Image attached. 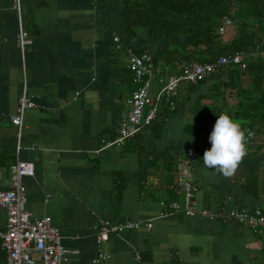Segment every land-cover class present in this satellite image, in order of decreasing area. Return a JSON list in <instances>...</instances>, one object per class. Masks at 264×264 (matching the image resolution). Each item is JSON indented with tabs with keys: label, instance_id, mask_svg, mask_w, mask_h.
<instances>
[{
	"label": "crops",
	"instance_id": "obj_1",
	"mask_svg": "<svg viewBox=\"0 0 264 264\" xmlns=\"http://www.w3.org/2000/svg\"><path fill=\"white\" fill-rule=\"evenodd\" d=\"M124 12V0H23L29 38L22 54L12 2L0 0V190L10 188L17 161L34 164V176L23 180L24 208L33 218H51L63 237L67 264H89L99 253L110 254L100 264H137L136 252L147 264H264V227L183 213L161 216V201L181 200L174 191L180 158L195 166L199 206L226 199L234 207L264 208L260 147L247 141V154L231 176L200 165L210 147L204 131L226 110L212 79L207 82L212 76L199 86L182 85L177 110L168 111L167 119L161 114L123 148L100 150L116 136L124 100L136 87L114 35L151 56L167 46L164 38L151 36L150 27L129 34ZM236 33L237 27L229 26L222 40L228 43ZM184 65L158 61L151 92L159 89V77ZM23 90L36 107L25 111L19 137L7 117L17 112ZM244 166L259 167V198L242 188ZM6 219L0 208V229ZM99 219L153 225L111 234L98 244ZM6 257L0 250V264Z\"/></svg>",
	"mask_w": 264,
	"mask_h": 264
},
{
	"label": "built area",
	"instance_id": "obj_2",
	"mask_svg": "<svg viewBox=\"0 0 264 264\" xmlns=\"http://www.w3.org/2000/svg\"><path fill=\"white\" fill-rule=\"evenodd\" d=\"M11 2L18 22L17 45L24 54L29 32L24 25L23 0H11ZM229 26H232V20L230 17H225L219 31L223 34ZM113 40L118 50L126 52L136 87L124 100L125 108L120 116L116 136L100 150L123 148L161 114L168 111L175 112L182 85L199 86L224 67L237 66L245 70L250 56L264 57V49H262L251 54L237 51L228 56H221L213 62H191L184 65L178 73L167 78L159 77L160 87L153 93L151 92V81L156 73V65L149 52L126 45L118 35H114ZM25 91H22L17 112L7 117L17 128L19 137L23 128L25 111L36 107V103ZM3 119L4 116L0 114V122ZM250 133L251 143L264 151V133L262 135H257L255 132ZM20 149L21 145L18 143L17 152ZM194 168L190 160L182 158L177 160L175 194L180 196L181 200L161 201L162 217L183 213L213 221L233 222L246 227H264L262 207L251 209L234 207L226 199L216 201L210 207L199 206L200 185L195 178ZM33 169V163L17 161L10 169L8 180L10 188L0 190V208L5 209L7 215L5 227L0 229V250L6 252L7 255L5 264H67L68 257L64 250L63 237L59 229L52 224L51 218L49 216L33 218L24 208L26 186L23 180L25 177L34 176ZM152 225V220L112 224L99 219L97 242L98 244L103 243L111 234L141 227L150 229ZM109 258L110 254L99 253L89 264H100ZM135 261L137 264H147L139 252L135 253Z\"/></svg>",
	"mask_w": 264,
	"mask_h": 264
},
{
	"label": "trees",
	"instance_id": "obj_3",
	"mask_svg": "<svg viewBox=\"0 0 264 264\" xmlns=\"http://www.w3.org/2000/svg\"><path fill=\"white\" fill-rule=\"evenodd\" d=\"M124 2L129 34H134L136 28L150 27L151 36L155 40L161 38L166 40L165 50L152 56L156 66L158 61H163L170 67L174 62L186 64L213 62L221 56H228L237 51L251 54L264 49V0H124ZM235 6H238L237 16L232 13ZM247 15L253 17L252 24L243 20V16ZM225 17L241 22L235 38L228 43L222 40V33L219 31ZM225 73L228 76L226 81L222 80ZM243 74L250 75L253 87L237 90L236 106L230 109V104L225 102L224 112L237 119L246 134L255 132L262 135L264 57L250 56L245 70L237 66L224 67L207 82L212 79L215 92H218L224 87H234L236 80ZM166 113L163 114L166 116ZM168 117L167 114L166 119ZM206 130L203 132L205 137L211 132ZM247 141L251 142L250 136ZM176 163L177 159L175 168ZM171 171L175 173L174 168ZM259 172V167H242V188L253 198L260 197Z\"/></svg>",
	"mask_w": 264,
	"mask_h": 264
},
{
	"label": "clouds",
	"instance_id": "obj_4",
	"mask_svg": "<svg viewBox=\"0 0 264 264\" xmlns=\"http://www.w3.org/2000/svg\"><path fill=\"white\" fill-rule=\"evenodd\" d=\"M250 135L251 133L246 134L237 119L221 112L209 133L210 147L204 150L200 165L216 169L226 177L233 175L247 154V138Z\"/></svg>",
	"mask_w": 264,
	"mask_h": 264
},
{
	"label": "rangeland",
	"instance_id": "obj_5",
	"mask_svg": "<svg viewBox=\"0 0 264 264\" xmlns=\"http://www.w3.org/2000/svg\"><path fill=\"white\" fill-rule=\"evenodd\" d=\"M238 10V6H235L233 9L232 13L234 16H237L238 13L236 12ZM232 20V25L239 27L241 22H237L234 20V18H231ZM243 20L245 22H250L251 24L253 23V17L252 16H243ZM226 78H228L227 73H225L224 78L222 80L226 81ZM247 87H253V81L250 75L248 74H243L240 78L236 80V85L229 86V87H224L221 88L218 92L216 91V99L219 102H224L226 101L228 104H230V109H233L236 106V101L235 98L237 97V90H240V88H247Z\"/></svg>",
	"mask_w": 264,
	"mask_h": 264
}]
</instances>
